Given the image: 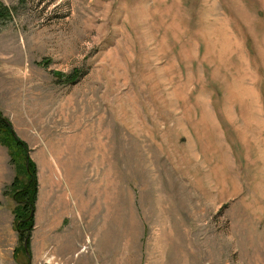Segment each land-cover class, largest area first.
Segmentation results:
<instances>
[{"label": "rangeland", "instance_id": "obj_1", "mask_svg": "<svg viewBox=\"0 0 264 264\" xmlns=\"http://www.w3.org/2000/svg\"><path fill=\"white\" fill-rule=\"evenodd\" d=\"M0 114V264H42V204L48 264L68 231L124 235L94 264H264V0H0Z\"/></svg>", "mask_w": 264, "mask_h": 264}, {"label": "crops", "instance_id": "obj_2", "mask_svg": "<svg viewBox=\"0 0 264 264\" xmlns=\"http://www.w3.org/2000/svg\"><path fill=\"white\" fill-rule=\"evenodd\" d=\"M56 185L58 189H60V185L56 182ZM61 193L60 197L62 200L61 203V212L64 214L67 212L66 210V196L62 189L59 190ZM60 200V201H61ZM43 206V207H42ZM42 210L37 211L36 213V234H37V262L40 261L42 257V264L43 262L47 263V260H45V248L48 249L49 242H50V235L56 231L58 223L55 222V219L52 217H49L50 215V208L45 207L42 204ZM44 207L46 210H44ZM60 230V227L57 228ZM107 231H68V233H71L69 235H72L73 233V249L72 253L70 254V258H72L71 264H94L96 261L100 260L101 257H104L103 259H106L104 254L103 256L100 254L103 253V249L101 246V243L104 244L109 241L111 243L110 252L111 259L120 260L123 261L125 259V254H127L130 251L125 252L124 245H119L118 242L121 241L124 243V235L122 234L123 231H121L122 236L119 237L118 231H111L110 239L107 237ZM62 233V232H61ZM52 243V242H50ZM84 248V249H83ZM139 258L142 259V252H139ZM130 255V254H129ZM48 264V263H47ZM122 264V262H121Z\"/></svg>", "mask_w": 264, "mask_h": 264}, {"label": "trees", "instance_id": "obj_3", "mask_svg": "<svg viewBox=\"0 0 264 264\" xmlns=\"http://www.w3.org/2000/svg\"><path fill=\"white\" fill-rule=\"evenodd\" d=\"M0 131H4L5 134L7 133V135L10 137L13 143L19 145L21 148H24V150L27 151V145L16 137V135L13 132L12 126L7 120L2 118L1 114H0ZM3 142L6 143L8 147L14 149V147L12 146V142L10 140L5 139ZM14 151L16 153V149H14ZM12 160L14 162H19L15 154L12 155ZM23 167L25 169L27 167V170L29 172L28 183L27 184L23 183L22 181H20V179L16 178L15 182L12 185V192L14 194V198L18 202H21V205H19L18 212H23V214L20 215L21 220L18 224V229L19 231H21L20 238L25 239V246H23V248L24 250H26L29 249L30 247L29 234L33 228V223H34L33 212L38 197L39 184L37 179V167L35 163L30 158H27V162H25Z\"/></svg>", "mask_w": 264, "mask_h": 264}]
</instances>
